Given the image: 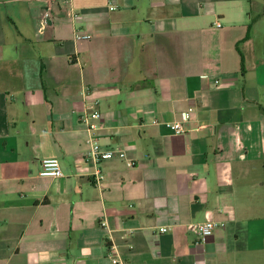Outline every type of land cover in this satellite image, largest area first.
I'll use <instances>...</instances> for the list:
<instances>
[{"label": "crops", "instance_id": "1", "mask_svg": "<svg viewBox=\"0 0 264 264\" xmlns=\"http://www.w3.org/2000/svg\"><path fill=\"white\" fill-rule=\"evenodd\" d=\"M71 1L0 0V264H264V0Z\"/></svg>", "mask_w": 264, "mask_h": 264}, {"label": "built area", "instance_id": "2", "mask_svg": "<svg viewBox=\"0 0 264 264\" xmlns=\"http://www.w3.org/2000/svg\"><path fill=\"white\" fill-rule=\"evenodd\" d=\"M58 2H62L65 5H71V0H55ZM117 6L114 3H110V9L115 10ZM44 22L47 26H51L53 23V16L51 13H48L45 16ZM217 27H221V24L218 23ZM92 36L89 34H76V40L91 39ZM218 83V81H217ZM86 108L84 113L80 116V120L83 125L86 126V129L89 133V137L87 143L90 145V151L87 155V158L92 161L96 167V171L94 174V182L97 186H101L105 181V176L101 171L99 165L105 161L110 160L118 156L119 158H125L124 152H119L117 155L113 151L103 150L100 143L93 137L94 132L99 128V123L102 119V113L99 109L100 101L98 99L89 98L87 94L86 98ZM192 119V109L183 113L182 117L175 121L174 123L169 124L168 126L174 131L175 134L183 135L186 134V124ZM159 121V119H156ZM130 167L135 166L134 161L128 162ZM40 176L49 177V178H61L64 177V173L61 167L60 160L58 158H46L41 162V171ZM224 211V207L220 209V212ZM226 223L222 221H218L215 219L208 220L204 223H200L196 225L195 232L197 234V241H206L208 238L213 236L215 231L219 228H225ZM168 229L166 227L160 228L161 233L167 232ZM109 258L112 261V264H125V262L121 259L117 249L115 246L111 247V252L109 254Z\"/></svg>", "mask_w": 264, "mask_h": 264}]
</instances>
